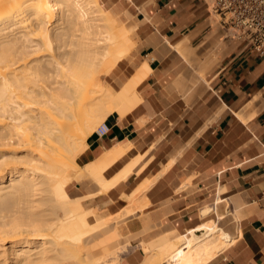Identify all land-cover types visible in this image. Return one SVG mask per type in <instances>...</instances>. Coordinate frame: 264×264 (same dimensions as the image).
I'll return each mask as SVG.
<instances>
[{
    "label": "crops",
    "instance_id": "0c3cea01",
    "mask_svg": "<svg viewBox=\"0 0 264 264\" xmlns=\"http://www.w3.org/2000/svg\"><path fill=\"white\" fill-rule=\"evenodd\" d=\"M212 3L99 0L135 27L131 55L113 69L117 90L146 62L152 69L106 118L109 132L88 136L78 159L85 165L130 141L131 150L108 169L112 177L142 156L107 194L81 180L95 190L78 196L105 202L112 215L133 207L125 214L129 232L154 235L144 251L126 250L120 264H140L171 238L217 220L235 240L206 264H264V56L222 23ZM137 195L143 208L134 207ZM207 206L213 208L204 214Z\"/></svg>",
    "mask_w": 264,
    "mask_h": 264
},
{
    "label": "bare ground",
    "instance_id": "6f19581e",
    "mask_svg": "<svg viewBox=\"0 0 264 264\" xmlns=\"http://www.w3.org/2000/svg\"><path fill=\"white\" fill-rule=\"evenodd\" d=\"M129 32L99 0H0V264L122 262L124 241L106 244L113 222L68 185L87 179L106 193L142 158L108 177L132 148L121 141L92 162L77 161L96 124L152 70L146 62L117 91L102 81L131 51ZM234 240L218 220L205 222L149 249L140 264H206Z\"/></svg>",
    "mask_w": 264,
    "mask_h": 264
},
{
    "label": "built area",
    "instance_id": "2783aa9c",
    "mask_svg": "<svg viewBox=\"0 0 264 264\" xmlns=\"http://www.w3.org/2000/svg\"><path fill=\"white\" fill-rule=\"evenodd\" d=\"M212 11L224 25L235 29V36L264 56V0H213ZM110 130L106 121L96 129L99 136Z\"/></svg>",
    "mask_w": 264,
    "mask_h": 264
},
{
    "label": "rangeland",
    "instance_id": "374dc122",
    "mask_svg": "<svg viewBox=\"0 0 264 264\" xmlns=\"http://www.w3.org/2000/svg\"><path fill=\"white\" fill-rule=\"evenodd\" d=\"M102 1V0H101ZM107 9L109 10V8L107 7ZM116 15L119 16L122 20H120V18H118L117 16H115L117 18V25L118 27H122V25L126 28L129 29V33L131 35V29L130 28H133L135 29L134 25H132L131 21H129L128 18H124L122 16V14H120L119 12H116ZM122 16V17H121ZM134 44V43H133ZM135 45H133V48H134ZM130 53V52H129ZM128 53V55H129ZM127 55V56H128ZM131 55V54H130ZM129 55V56H130ZM128 56V57H129ZM126 58V57H125ZM115 77L114 75V70L112 72H110L108 75L102 77V81L104 79V83L106 84H109L114 90L117 91V86L112 82V79ZM119 90V89H118ZM103 121L101 122H98L94 128V131L100 126V124L102 123ZM87 151V150H86ZM84 151V152H86ZM83 152V153H84ZM79 159V158H78ZM79 162V160H77ZM81 162V161H80ZM79 162V163H80ZM82 163V162H81ZM89 163V162H88ZM87 164V163H86ZM68 189L71 193L72 196H78L84 192H89V191H94L95 190V187H92L90 185H84L81 180H77L76 178H74L71 183L68 185ZM99 193H96L94 194V196L98 195ZM92 196H84V198L82 197V200H83V203H84V206L86 208H91V209H94L96 211V213L98 214V216L106 219L107 221H110V222H113V229L111 231H109L106 236H108V242H106L105 240H107V237L104 239V237H102V239H104V241L106 242V244H110L111 247H113L114 249L116 248L115 246H119L121 245V242L124 241V243L122 245H126L125 246V251L128 250L130 247L132 246H137V247H142L143 248V251H144V246L148 243H151L153 242V238H154V235L153 234H134V233H131L129 232V229L127 227V218L125 214L123 215H119L117 217V215H112L110 210H108L107 207H105V202H102V203H99L95 200L94 198V201L93 202H89L87 201L88 198H91ZM134 199V207H140V208H143L144 204L143 203H138L137 200H138V195L137 196H134L133 197ZM101 208V209H100ZM133 208V207H131ZM128 214V213H127ZM146 230L150 231L151 229L149 228H146ZM120 233V234H119ZM122 236V237H121ZM162 236H157L156 240L157 242H159V239L161 238ZM121 239V241H120ZM172 239V238H171ZM101 241V240H100ZM99 241V242H100ZM102 241V242H104ZM118 242H120L118 244ZM127 243V244H126ZM102 245V244H101ZM101 245H99L98 249H100V247H102ZM112 250V249H111ZM110 250V251H111ZM125 251L123 253H125ZM142 262V261H141ZM140 262V263H141ZM121 263V262H120Z\"/></svg>",
    "mask_w": 264,
    "mask_h": 264
}]
</instances>
